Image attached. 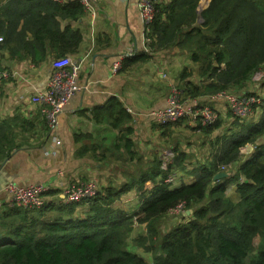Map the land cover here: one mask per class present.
Segmentation results:
<instances>
[{
    "label": "trees",
    "instance_id": "1",
    "mask_svg": "<svg viewBox=\"0 0 264 264\" xmlns=\"http://www.w3.org/2000/svg\"><path fill=\"white\" fill-rule=\"evenodd\" d=\"M155 1L150 51L129 56L123 67L129 60H145L164 48H178L190 52L198 64L197 76L187 68L181 73L183 82L177 87L184 99L208 103L219 94L244 96L264 90V78L253 79L264 69V0H210L201 10V0ZM85 13L76 0H0V57L7 51L10 59L39 65L51 53L57 58L77 54L82 33L64 21ZM257 106L260 115L255 121L234 114L232 126L210 141L208 160L197 157L200 162L192 164L191 152L175 147L166 168L163 159L156 157L131 183L104 186L82 202L49 200L39 208L4 203L0 264H264V97ZM102 110L117 130L113 147L131 155L132 115L117 97L109 98ZM12 119L0 122V163L19 146L17 117ZM42 122L47 136L44 117ZM223 124L219 115L210 126L198 123L192 128L213 133ZM247 144L254 145L250 157L236 173L229 172ZM223 170L228 175L215 179ZM174 171L188 173L194 180L174 186L166 181ZM231 182L237 184V201L226 192ZM134 186L140 192L136 221L134 214L117 205ZM181 203L190 214L185 213L186 219L152 245H145L151 261L130 248L136 222L156 234L160 217ZM85 204L87 214L81 218L76 212ZM136 237L134 241L145 236Z\"/></svg>",
    "mask_w": 264,
    "mask_h": 264
},
{
    "label": "crops",
    "instance_id": "2",
    "mask_svg": "<svg viewBox=\"0 0 264 264\" xmlns=\"http://www.w3.org/2000/svg\"><path fill=\"white\" fill-rule=\"evenodd\" d=\"M96 13L91 16L86 12L79 18L64 21V24L79 29L83 36L77 54L72 55L74 63L80 65L77 81L83 88L69 100L58 115L55 126L48 128L47 136L42 127L40 106L31 103L30 97L47 83L56 55L51 53L39 65L28 59H10L7 51L0 57V67L9 71V77L0 83V122L7 119L12 121V118L17 117L18 126L15 130L19 144L0 163V207L5 203L6 186L11 181L46 184L48 191H58L57 194L45 195L50 200L62 197L61 188L71 181L97 179L99 190L111 184L131 183L141 169L150 166L154 158H162L163 153L173 152L175 147L187 148L191 155L194 152L195 158L199 156L202 161L211 157L213 147L210 140L217 134L211 133V137L203 134L201 140L208 146L201 149L202 154H198L196 148L188 146L186 141H171L174 124H158L149 115L151 110L169 105L172 89L183 82L181 73L184 68L193 71V77L197 76L198 64L191 59V53L178 48H164L153 52L145 60H129L123 67L129 56L139 55L146 49V26L138 2L97 0ZM118 61L121 67L114 71L113 66ZM252 85L251 82L249 86ZM111 97L119 98L133 117L131 155L124 148L118 150L113 147L117 130L102 110ZM200 102L205 103L202 100ZM206 102L220 112V117L226 116L229 104L222 94L212 96ZM259 113L260 108L257 106L255 119ZM198 123L199 120L189 121L185 118L179 125L180 128L187 126L183 134L189 135L194 133L191 128ZM197 130L199 133L196 135H200L202 129ZM77 134L85 136L77 139ZM176 136L179 135L176 133ZM55 139H59L60 144H56ZM243 148L240 160L232 163L231 168L236 165L238 170L250 157L254 145L247 144ZM172 173L174 181L179 178L177 186L194 180L188 173ZM151 185L152 181L149 180L147 186ZM236 188L234 182L227 185L226 192L229 194L231 190L236 197L234 201L239 198ZM139 193L134 186L122 194L117 205L128 214L135 215L140 207ZM87 209L88 204L82 205L76 213L81 218L85 217ZM170 212H173L172 209ZM135 225L145 227L137 222ZM135 233L136 226L134 237ZM148 253L152 258V254ZM142 255L147 259L146 255Z\"/></svg>",
    "mask_w": 264,
    "mask_h": 264
},
{
    "label": "built area",
    "instance_id": "3",
    "mask_svg": "<svg viewBox=\"0 0 264 264\" xmlns=\"http://www.w3.org/2000/svg\"><path fill=\"white\" fill-rule=\"evenodd\" d=\"M63 1V0H61ZM82 4L85 11L91 16H95L97 0H76ZM141 17L145 23L146 29V52L150 51L149 41L150 26L155 19L156 8L155 0H137ZM2 36H0V42ZM53 70L48 78L45 86L38 88L30 97L33 104L40 106V112L46 120L47 126L53 128L57 123L58 115L65 109L69 100L80 91L83 86L78 83L79 64H75L72 56L59 57L53 60ZM121 67V62L114 64L113 69L117 71ZM9 77L7 69H0V83ZM230 104L229 108L233 114L245 118L249 117L254 112V105L260 102V97L257 94L239 96L233 93L222 94ZM149 115L152 121L165 125L175 123L182 118H187L189 121L199 120L202 126H210L216 122L219 117V112L216 108L209 104L201 103L198 100L189 101L182 96L181 89L174 87L169 98V105L165 108L151 110ZM56 144H60L59 139H55ZM173 152L167 153V159L163 166L166 168L167 163L173 159ZM224 169V166H221ZM166 181L173 182L174 174L171 173L166 178ZM48 186L43 183L19 184L11 181L6 186V200L10 206L15 204L25 208H39L49 199L45 197L48 191ZM99 191V183L97 179L71 181L61 188L62 197H57L56 202L72 203L82 202L85 199L91 198ZM184 210V204L181 203L172 209L173 212Z\"/></svg>",
    "mask_w": 264,
    "mask_h": 264
},
{
    "label": "rangeland",
    "instance_id": "4",
    "mask_svg": "<svg viewBox=\"0 0 264 264\" xmlns=\"http://www.w3.org/2000/svg\"><path fill=\"white\" fill-rule=\"evenodd\" d=\"M207 3H208V1H207ZM207 3H206V0L203 1V4H207ZM263 71H264V69L261 70L260 72H257L254 75V80L255 81H262L263 80V78H264V72ZM263 93H264V91L257 92V94H258L259 97H263V95H264ZM228 106H230V104ZM255 110H256V108L254 107L253 114L251 116H249V117H245V118H242V119L243 120H246V121H253V120L255 121V116H254L255 115ZM225 114H226L225 117H223V116L220 117V119H222L223 123H225L224 128L226 126L227 127L232 126L231 123L235 119V115L229 110V108H227ZM219 115H220V112H219ZM259 115H260V113H259ZM259 115H258V118H259ZM247 118H249V119H247ZM182 123H183V121H177L175 123H169V124H174L175 125V127H174L175 130L174 129L172 130V139H171V141L172 142H176V143L180 142L181 140L186 141L188 143V146H192L193 148H196L197 153L198 154H202V150L201 149L202 148L203 149H206L208 145H206V142L202 141L201 138H202L203 134L204 135L209 134L208 136L211 137V133L210 132L209 133H206L202 129L201 134L200 135H196V134L199 133V131L197 129H195V128L194 129L191 128L194 131V133L193 134H189V135L188 134L185 135L183 133H185V131H187V126H185L184 128H180V125L179 124H182ZM224 128L223 127L217 128V129H215L213 131V133H215V134L218 135L220 132L223 131ZM176 133L179 136H176L175 137V134ZM187 133H189V132H187ZM211 140H213V139H211ZM189 144H193V145H189ZM205 152L206 151H204V153ZM243 153H246V150H243ZM167 156H168L167 153L166 154H164V153L162 154L163 161H166V159H167L166 157ZM195 156L196 155L193 152L192 153V156H191V159H190V162L192 164L197 163V162H200V160H197V157H199V156H197L196 158H195ZM236 169H237L236 168V165H234V167L230 169V172L231 173H236L237 172ZM178 180H179V178H176L175 179L174 184H173L174 186H177ZM228 192H229L230 197L233 198L234 200H236V197L233 196V193L231 192V190H229ZM185 213H187V214L190 213V210L189 209H186V207H184V210L183 211H179V212H170V211H168L167 213H165L157 221V233L156 234H151V232L149 233V231H148V229L146 227L141 228L140 226L135 225L136 226V233L134 234L135 237L132 235V238L129 241L130 242V245H131L130 248L133 249V250H138V252H140L141 255L142 254L146 255L147 259L149 261H151L152 260L151 255L147 251H145V248H144L145 245H152L154 243V241L157 240L159 237H161L165 232L171 230L172 228H174L176 226V224H178L179 222H181L184 219H186ZM137 218L138 217H135V218H133V220L136 221ZM145 230H146V233L144 234ZM134 232H135V230H134ZM137 234L142 235L143 237L145 236V237L143 239H137L136 241H134L133 239L134 238H137L136 237ZM258 241H259V237H256L255 238V244L256 245H257Z\"/></svg>",
    "mask_w": 264,
    "mask_h": 264
},
{
    "label": "water",
    "instance_id": "5",
    "mask_svg": "<svg viewBox=\"0 0 264 264\" xmlns=\"http://www.w3.org/2000/svg\"><path fill=\"white\" fill-rule=\"evenodd\" d=\"M207 1H208V3H207ZM209 1H210V0H206V3H207V4H203V2H202V3L200 2V10L203 9L204 7H206V6L209 4ZM227 175H228L227 172H225V171L223 170V171H221V172L216 173V174L214 175V178H215V179H218V178H221V177H224V176H227Z\"/></svg>",
    "mask_w": 264,
    "mask_h": 264
},
{
    "label": "clouds",
    "instance_id": "6",
    "mask_svg": "<svg viewBox=\"0 0 264 264\" xmlns=\"http://www.w3.org/2000/svg\"><path fill=\"white\" fill-rule=\"evenodd\" d=\"M225 172H227L226 170H224Z\"/></svg>",
    "mask_w": 264,
    "mask_h": 264
}]
</instances>
